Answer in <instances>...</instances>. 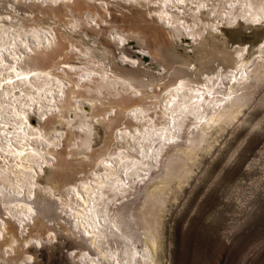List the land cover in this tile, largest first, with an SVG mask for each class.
<instances>
[{
	"label": "bare ground",
	"instance_id": "6f19581e",
	"mask_svg": "<svg viewBox=\"0 0 264 264\" xmlns=\"http://www.w3.org/2000/svg\"><path fill=\"white\" fill-rule=\"evenodd\" d=\"M36 1L48 3L51 12H67L64 1ZM23 2L0 0V238L7 223L2 213L23 225L36 211L38 194L57 190L56 159L65 137L70 152L83 155L78 176L60 195L71 225L86 239L84 264H158L155 213L163 193L210 125L241 111L248 80L259 75L261 46L251 51L244 44L231 53L218 46L217 34L224 22L263 21L264 0H148L169 28L172 61L181 64L153 102L135 97L140 80L117 68L95 41L76 38L56 50L57 30L24 13ZM68 23L75 27L76 18ZM113 33L120 45L128 38L123 30ZM179 41L185 53L200 51L198 63L177 54ZM104 99L124 113L111 126V138L95 148L99 115L107 111L98 109ZM138 194L142 210L136 214L130 198Z\"/></svg>",
	"mask_w": 264,
	"mask_h": 264
},
{
	"label": "rangeland",
	"instance_id": "374dc122",
	"mask_svg": "<svg viewBox=\"0 0 264 264\" xmlns=\"http://www.w3.org/2000/svg\"><path fill=\"white\" fill-rule=\"evenodd\" d=\"M62 1L67 12H51L48 3L36 0L21 3V10L54 26L56 50L65 43L71 45L76 38L95 41L103 51H109L117 68L133 74L136 82L140 80L142 86L134 94L136 98L158 100L168 81L174 78L175 67L181 64L172 61L170 31L151 10L153 3L61 0L57 6ZM70 17L77 21L73 28L68 23ZM221 29L217 44L231 53L244 44L251 51L261 46L256 53L259 75L248 80V99L241 111L230 120L221 118L210 125L193 156L182 159L183 173L174 176L163 193L164 202L155 213L158 264H264V20L239 19L234 25L224 22ZM115 30H123L128 38L136 37L143 46L134 42L136 38L118 44L113 36ZM176 48L181 58L186 56L198 63L197 47L192 55L185 53L181 41ZM140 52L145 56H140ZM113 102L99 101L98 109L107 111L98 116L101 122L96 125L95 148L111 138L114 123L122 120L124 107ZM66 143L64 137L59 146L61 157L56 159L57 190L38 194L36 211L31 218H25L23 225L2 213L7 223L0 238V264H84L80 253L87 249L86 239L71 225L60 195L64 185L78 176L83 155L71 153L72 147ZM184 147L181 145L180 149ZM63 158L70 161L61 165ZM156 180H150L149 187L154 188ZM142 197L138 194L130 198L136 214L142 210ZM39 207H49L50 213L44 214Z\"/></svg>",
	"mask_w": 264,
	"mask_h": 264
},
{
	"label": "water",
	"instance_id": "95a60500",
	"mask_svg": "<svg viewBox=\"0 0 264 264\" xmlns=\"http://www.w3.org/2000/svg\"><path fill=\"white\" fill-rule=\"evenodd\" d=\"M39 209L41 210V212H43L46 215L50 213L46 207H39Z\"/></svg>",
	"mask_w": 264,
	"mask_h": 264
}]
</instances>
